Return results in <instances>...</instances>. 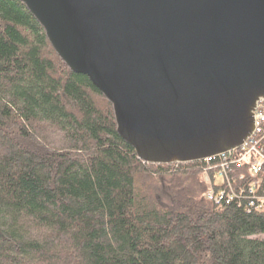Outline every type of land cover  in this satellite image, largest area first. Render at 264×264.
<instances>
[{"label":"trees","instance_id":"16d2710c","mask_svg":"<svg viewBox=\"0 0 264 264\" xmlns=\"http://www.w3.org/2000/svg\"><path fill=\"white\" fill-rule=\"evenodd\" d=\"M206 167L139 161L111 105L0 0V264H264V202L239 186L206 201Z\"/></svg>","mask_w":264,"mask_h":264},{"label":"water","instance_id":"95a60500","mask_svg":"<svg viewBox=\"0 0 264 264\" xmlns=\"http://www.w3.org/2000/svg\"><path fill=\"white\" fill-rule=\"evenodd\" d=\"M150 165L237 150L264 99V0H17Z\"/></svg>","mask_w":264,"mask_h":264},{"label":"built area","instance_id":"2783aa9c","mask_svg":"<svg viewBox=\"0 0 264 264\" xmlns=\"http://www.w3.org/2000/svg\"><path fill=\"white\" fill-rule=\"evenodd\" d=\"M253 126V134L238 150L200 162L207 166L204 169V180L209 186L205 194L206 201L227 205L235 197V187L239 186L241 195L247 194L248 202H254L257 204L256 208L262 209L264 202V99L257 104ZM242 187H246L245 193Z\"/></svg>","mask_w":264,"mask_h":264},{"label":"rangeland","instance_id":"374dc122","mask_svg":"<svg viewBox=\"0 0 264 264\" xmlns=\"http://www.w3.org/2000/svg\"><path fill=\"white\" fill-rule=\"evenodd\" d=\"M261 238L264 239V236H262Z\"/></svg>","mask_w":264,"mask_h":264}]
</instances>
